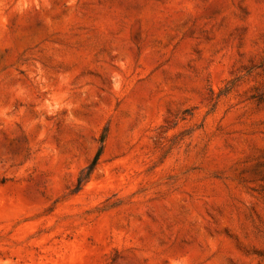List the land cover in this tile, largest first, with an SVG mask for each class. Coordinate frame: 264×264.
<instances>
[{
	"label": "rangeland",
	"instance_id": "rangeland-1",
	"mask_svg": "<svg viewBox=\"0 0 264 264\" xmlns=\"http://www.w3.org/2000/svg\"><path fill=\"white\" fill-rule=\"evenodd\" d=\"M0 264H264V0H0Z\"/></svg>",
	"mask_w": 264,
	"mask_h": 264
}]
</instances>
